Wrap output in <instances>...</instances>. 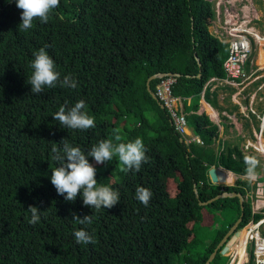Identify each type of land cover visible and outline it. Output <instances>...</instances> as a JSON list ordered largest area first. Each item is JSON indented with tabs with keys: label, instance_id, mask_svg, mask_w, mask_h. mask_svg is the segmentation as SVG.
Returning <instances> with one entry per match:
<instances>
[{
	"label": "trees",
	"instance_id": "trees-1",
	"mask_svg": "<svg viewBox=\"0 0 264 264\" xmlns=\"http://www.w3.org/2000/svg\"><path fill=\"white\" fill-rule=\"evenodd\" d=\"M21 11L0 0V264H204L242 208L238 196L200 202L223 191L246 196L251 182L243 178V155L254 156L255 172L260 170L257 155L245 152L239 140L222 139L219 125L199 112L205 84L225 76L229 54L228 44L210 29L213 3L60 0L47 23L35 19L27 31L18 30ZM40 47L53 57L60 78L70 74L76 88L57 83L30 92V61ZM158 73L176 76L173 94L185 98L188 126L202 142L187 141L149 91L148 80ZM159 81H150L154 92ZM217 97L207 87L206 101L217 106ZM78 100L95 127L62 129L52 115ZM117 134L121 141L142 138L148 157L138 172L121 171L117 157L97 165V178L119 191L120 202L92 210L79 196L73 202L58 196L50 182L51 146L64 138L86 151L101 139L116 142ZM213 165L236 173L235 184L213 183ZM138 186L152 193L147 205L135 198ZM29 205L43 210L36 224L28 222ZM73 213L91 214L92 223L81 225ZM230 213L232 220L215 227L219 215L225 221ZM261 217L244 200L239 228ZM80 228L94 243L75 241L73 232ZM223 246L210 264L228 263ZM250 253L245 264H255L253 248Z\"/></svg>",
	"mask_w": 264,
	"mask_h": 264
},
{
	"label": "clouds",
	"instance_id": "clouds-1",
	"mask_svg": "<svg viewBox=\"0 0 264 264\" xmlns=\"http://www.w3.org/2000/svg\"><path fill=\"white\" fill-rule=\"evenodd\" d=\"M6 3H15L20 12L18 30L27 31L32 28L33 21L38 19L40 23H47L50 14L60 3V0H5ZM30 61L31 74L27 76L26 83L31 85L30 92L39 94L45 88H53L59 83L61 87L74 89L77 87L76 80L70 75L60 78L53 57L46 47H40L32 53ZM85 102L78 100L71 106L61 105L52 116L62 129L86 130L95 127V118L84 110ZM116 142L109 139H101L94 143L86 151L80 146L74 145L64 138L60 146H51L50 156L55 161V166L50 168V182L58 196H63L65 201L73 202L79 196L83 205L92 210L110 209L120 202V193L109 183L97 178V165L107 166L114 157L122 165L121 171L138 172L143 163L147 162L146 148L139 136L127 141H121L117 134ZM90 158L91 161L90 162ZM245 164V176L248 179L255 177L258 161L252 156L243 155ZM152 196L151 191L143 186L135 190V198L142 204L147 205ZM31 213L28 222L36 224L41 220L42 209L37 205H29ZM73 218H78L81 225L91 224V214L79 216L73 213ZM77 243H94L93 237L84 228L73 232Z\"/></svg>",
	"mask_w": 264,
	"mask_h": 264
},
{
	"label": "built area",
	"instance_id": "built-area-1",
	"mask_svg": "<svg viewBox=\"0 0 264 264\" xmlns=\"http://www.w3.org/2000/svg\"><path fill=\"white\" fill-rule=\"evenodd\" d=\"M210 1L213 3L215 11V19L210 29L215 36L228 44L229 54L223 62L225 76L211 77L205 84L201 100L205 99V90L210 86L211 91L219 88L227 90L231 99L238 103L237 105H242V98L246 99L245 93L248 85L254 86L257 83L256 81L261 78V75H258L257 72L262 67L258 66L252 59L253 50L260 46L264 40V33L260 28L262 14L257 5L258 0ZM175 82L176 76L174 74H162L156 86L155 94L164 107L168 109L176 129L188 138L192 134L188 130L189 126L184 111L185 98L173 94L172 86ZM231 89L233 90L231 91ZM253 112L255 111L253 110ZM224 114L231 117L228 112H223L212 116L213 119H211L220 126L219 120L221 121V116ZM259 117L263 124L259 130L254 129L258 142L264 135V116ZM191 140L202 142L201 138L196 135L192 136L191 139H187V141ZM258 142L256 144L249 142L246 147L256 151ZM258 184L260 196L262 197V199H259L261 206H258L257 209L253 207V213H262V217L255 223L260 227L264 225V183L259 181ZM258 233L251 234L248 240L254 241L252 248L255 263L264 264V234L259 231Z\"/></svg>",
	"mask_w": 264,
	"mask_h": 264
},
{
	"label": "rangeland",
	"instance_id": "rangeland-1",
	"mask_svg": "<svg viewBox=\"0 0 264 264\" xmlns=\"http://www.w3.org/2000/svg\"><path fill=\"white\" fill-rule=\"evenodd\" d=\"M260 26H261L260 28L262 32L264 33L263 16H262V22L260 23ZM261 49H264V44H261L260 46L255 48L252 54L253 61H255V63L258 66L260 65L262 67L257 72L258 75H261V78L258 79V81H256L257 83L254 86L248 85V89L245 93L246 99L242 98V105L239 104V105L234 106V104H238V103H235L232 99H231L232 102L230 100H224L223 103L221 102V104H223V107H221V109L219 110L220 114H222L223 112H228L231 116V117H228L226 114L221 116V121L219 120L220 137L222 139H227L231 141L239 140L240 145L244 149L245 152L254 153L259 158V169L260 170L259 172H255V177L252 179H248L246 176H243V178H246L247 180L251 182V188H250L249 194H247L245 198H248V200L251 201L252 206L256 209L258 206H261L259 199H262V197L260 196L258 180L264 183V156L262 155L263 153L261 154L257 150L255 151L252 148H247L246 144H248L249 142L256 144L258 142L257 137L254 133V129L259 130L260 126H262L263 124V121L259 117V116L261 117L264 116L263 115L264 114V63H261L260 61L261 60L260 59ZM253 110L255 112H253ZM250 111H252L253 113ZM208 112L209 114L212 115L210 108H208ZM224 116H227L228 118ZM225 125H228V127H226ZM188 130H190L192 136H194V133L192 132L191 127L188 128ZM192 136L189 135L187 139H191ZM263 138H264V135H263ZM260 176H263V178L260 179ZM237 179H238V175L235 174L234 178L231 181L229 182L225 181V182H219V183L223 184V186H231L235 184ZM174 185H175L174 182H172L171 187L174 188ZM225 215L226 214H224V217L226 218L225 221L222 220V215H219L220 217H218L219 218L218 224L215 227H221L222 225H224V223H227L228 221L232 220L235 217L234 214L232 213H230L229 216L228 215L225 216ZM256 222L257 221L252 222V220H250L246 225L242 226L241 228H239V225H238L236 229H240L241 231L240 234H242L243 232L249 231L251 228L254 229V232H253L254 234H259L258 231L264 234V225H261L260 227H258L255 224ZM240 234L237 236V238L232 240V237L234 236V231H233L229 233V235L227 236V240L224 241V244H223L224 246L226 243L229 244V248L227 252L224 253L230 257L227 264L232 263V259L235 258V255H236L235 251L237 248L236 245L239 246L242 241V239L240 240V237H241ZM251 234H249V236L247 237L245 245H243L242 248H240L241 251H244V252L246 251L243 261L238 260V262L241 264L247 263L248 261H246V258L247 257L248 259L250 258V254H251L250 251L252 250V245L254 244V241H252L251 239L248 240Z\"/></svg>",
	"mask_w": 264,
	"mask_h": 264
},
{
	"label": "water",
	"instance_id": "water-1",
	"mask_svg": "<svg viewBox=\"0 0 264 264\" xmlns=\"http://www.w3.org/2000/svg\"><path fill=\"white\" fill-rule=\"evenodd\" d=\"M197 60L200 63L199 57H197ZM161 75H162V73L161 74L158 73V74H155V75H153V76H151L149 78V80H148V89L152 93V95L160 102V104L162 105V107H164L163 103L159 100V98L157 97V95L151 89V86H150V81L153 78L160 77ZM221 169H223L224 171L227 170V169H225L223 167H220V166L216 167L215 165H213V166L210 167V169H209V177H210V180L213 183L220 184L219 182H225V181H227L226 179H224V174L221 171ZM227 171H230L233 174H236V173H234L231 170H227ZM229 181H231V179H228V182ZM226 196H231V197L238 196L239 197V200H240V203H241L242 212H241V215L239 216V218L231 226V228L228 230V232L225 234V236L223 237V239L217 245V247L215 248V250L210 254L209 258L207 259V261L204 264H210V262L215 258L216 254H217V252L219 250V247L224 244V241L225 240H227V236L229 235V233H231V232L234 231V236L232 237V240H234L235 238H237V236L241 233L240 229H236V228L239 225V223L242 221L243 215H244V200H245V198H244V196H243L242 193L235 192V191H223V192L217 194L216 196L210 198L209 200H207V201H201L200 203L201 204H208L210 202H213L215 199H218V198H221V197H226ZM228 248H229V244L226 243L225 246L221 250L222 254L226 253L227 250H228ZM246 261H249L248 257L246 258Z\"/></svg>",
	"mask_w": 264,
	"mask_h": 264
},
{
	"label": "bare ground",
	"instance_id": "bare-ground-1",
	"mask_svg": "<svg viewBox=\"0 0 264 264\" xmlns=\"http://www.w3.org/2000/svg\"><path fill=\"white\" fill-rule=\"evenodd\" d=\"M262 44H264V40L262 41ZM260 59L259 60L261 61V63H264V49H261ZM211 112H212V115H214L216 113L213 109H211ZM233 121H234V119H233ZM257 150H259L264 155V138L263 137H261L260 141L257 144ZM221 171L224 174V179H226L227 181H228V179L232 180L234 178V176H235V174H233L230 171H227V170L224 171L223 169H221ZM253 232H254V229L251 228L249 231H246V232H243L242 234H240L241 237L243 236V240H242V244H240V248H242V246L246 243V239L249 236V234H251ZM241 237H240V240H241ZM246 249H247V247H246ZM235 252H236L235 258L232 259V263H230V264H241V263L238 262V260L239 261H243L244 255L246 254V251L244 253L240 254L239 253V247H237Z\"/></svg>",
	"mask_w": 264,
	"mask_h": 264
},
{
	"label": "crops",
	"instance_id": "crops-1",
	"mask_svg": "<svg viewBox=\"0 0 264 264\" xmlns=\"http://www.w3.org/2000/svg\"><path fill=\"white\" fill-rule=\"evenodd\" d=\"M257 5L260 9V12H261L263 18H264V0H258ZM215 92L218 93L217 106L216 105L213 106L211 103H209L208 101L203 99V100H201L200 109H199V112L205 111L208 113V115L211 118H212V116H215L218 113L220 114L219 110L221 109V107H223V104H221V102L223 103L224 100H230L231 101V97L229 96V92L227 90H225L223 88H219V89H216ZM235 105H237V104H234V106ZM208 108L213 109L216 113L214 115L209 114Z\"/></svg>",
	"mask_w": 264,
	"mask_h": 264
},
{
	"label": "flooded vegetation",
	"instance_id": "flooded-vegetation-1",
	"mask_svg": "<svg viewBox=\"0 0 264 264\" xmlns=\"http://www.w3.org/2000/svg\"><path fill=\"white\" fill-rule=\"evenodd\" d=\"M261 178H263V176H260V179H261ZM245 179H246V178H245ZM258 181H260V180H258ZM221 185L223 186V184H221ZM223 187H224V186H223ZM249 191H250V188L247 187V188H246V196H247V194H249ZM246 196H244V197H246ZM245 199L248 200V198H245ZM232 225H233V224H232ZM232 225H231V226H232ZM231 226L229 227V229L231 228ZM229 229H228V230H229ZM226 233H227V232H226Z\"/></svg>",
	"mask_w": 264,
	"mask_h": 264
}]
</instances>
